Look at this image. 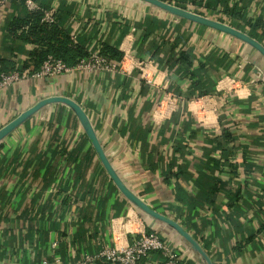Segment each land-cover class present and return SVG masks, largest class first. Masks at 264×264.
Wrapping results in <instances>:
<instances>
[{
    "label": "crops",
    "instance_id": "obj_1",
    "mask_svg": "<svg viewBox=\"0 0 264 264\" xmlns=\"http://www.w3.org/2000/svg\"><path fill=\"white\" fill-rule=\"evenodd\" d=\"M50 1L46 11H56L61 1L73 8L66 20L73 42L90 32L96 35L93 51L104 41L118 43L121 70L11 83L0 90V128L45 98L76 102L123 184L180 224L214 264H264V59L242 42L149 5ZM184 6L199 15L222 8L243 12L234 23L258 22L264 46V0H186ZM12 9H0V61L11 68L6 73L18 71L12 66L34 49L18 43L17 51L5 48ZM146 18L157 26L142 39L138 25ZM176 38L193 56L186 74L173 65ZM212 55L229 58L230 69L206 65L200 71L199 63ZM192 72L214 83L212 93L187 95ZM141 232L167 235L181 264H199L176 234L122 197L65 105L46 106L0 142V264L8 255L38 264L53 242L63 263L73 264L99 246L128 245ZM65 237L67 250L60 242ZM138 264L159 260L152 254Z\"/></svg>",
    "mask_w": 264,
    "mask_h": 264
},
{
    "label": "trees",
    "instance_id": "obj_2",
    "mask_svg": "<svg viewBox=\"0 0 264 264\" xmlns=\"http://www.w3.org/2000/svg\"><path fill=\"white\" fill-rule=\"evenodd\" d=\"M40 10L29 11L26 10L23 3L24 0H21L18 3H10L12 6V11L15 15L11 14L7 18L6 27H5V41L3 42L6 47H9V53L13 50H18V47L13 45L23 44L30 45L34 49L27 53V58L24 60L21 65H17L12 68L18 69V71H24L28 68H31V73L36 72L41 64L48 58L52 57L54 59L62 61L67 67L76 66L81 60L86 59L93 52L90 48L92 39L96 36L91 34H83L82 38L77 37V40L73 42L71 39L70 30L66 27V20L72 15V9L66 5L64 1L59 2L56 11L53 13L54 21L51 24H46L42 22L43 12L51 8L52 1H37L34 0ZM135 1V0H134ZM162 2L171 4L175 7L186 10L184 2L186 0H160ZM139 2V1H137ZM142 3V2H139ZM194 3V2H193ZM209 8V5H207ZM211 9V8H210ZM212 10V11H211ZM206 11L207 13H217V10L211 9ZM165 13V12H163ZM197 14L196 12H193ZM222 17H225L229 22V26L232 28L248 35L250 38L258 42L257 29L259 28L258 22L250 23L244 22V24L237 25L234 22H238L240 18H243V12H239L234 8L226 10L222 8V11L219 12ZM170 15L168 13H165ZM172 16V15H170ZM202 16V15H201ZM182 22H186L182 20ZM188 22V21H187ZM157 24L146 18L142 24L138 25L140 29L143 28L142 39L148 37L152 31L155 30ZM123 37V36H122ZM175 48L178 49V62H173L174 66H177L178 73H188L192 66L193 56L189 49H184L183 45L178 38L175 39ZM98 54L105 58L108 61L118 63L123 54L118 50V43L114 42L108 44L107 42H101L98 46ZM227 59H216L213 55L208 56L204 62L199 63V70L203 71L206 65H209L212 68L224 67L228 71L231 67L230 62ZM173 67V66H172ZM9 69L5 62L0 61V74L6 73ZM193 77L190 84V90L187 95H208L212 93L214 88V83L209 80H204L199 77V74L192 72ZM225 138L229 137L228 134L224 136ZM184 264H188L184 262Z\"/></svg>",
    "mask_w": 264,
    "mask_h": 264
},
{
    "label": "built area",
    "instance_id": "obj_3",
    "mask_svg": "<svg viewBox=\"0 0 264 264\" xmlns=\"http://www.w3.org/2000/svg\"><path fill=\"white\" fill-rule=\"evenodd\" d=\"M14 1L17 0H0V9L5 8ZM24 5L29 11L40 10L39 6L32 0H24ZM53 13L54 10L44 11L42 22L46 24L53 23ZM216 14L218 15L216 16ZM202 16L209 19H214L219 16L218 18H220V20L222 19V15L219 12H214L212 14L204 12ZM123 58L124 57H122L118 63L111 62L101 57L98 51L95 50L88 58L81 60L76 66L70 68L62 61L48 57L36 72L30 73L29 70H14L8 73H1L0 90L8 87L11 83L27 78V76L32 78H50L74 71L116 72L121 70L120 68L124 62ZM133 237L134 238L128 245H121L114 242L111 247L99 246L93 254H82L79 260L73 264H96L99 262H106L109 264H138L141 260L149 259L152 254H156L159 264H181V259L177 255L176 249L167 235L162 236L157 233L146 234L141 232L138 235H133ZM60 242H62L66 250L70 247L66 237L61 238ZM58 250V243L53 242L49 246V254L42 257L38 264H64L61 257L55 254ZM7 257V261L2 262V264H21L14 255H8Z\"/></svg>",
    "mask_w": 264,
    "mask_h": 264
},
{
    "label": "water",
    "instance_id": "obj_4",
    "mask_svg": "<svg viewBox=\"0 0 264 264\" xmlns=\"http://www.w3.org/2000/svg\"><path fill=\"white\" fill-rule=\"evenodd\" d=\"M135 1L142 2L145 5H149L157 10L168 13L177 19L185 20L195 25L203 26L216 32L228 35L252 48L264 59V46L250 38L248 35L228 25L200 16L188 10H183L160 0ZM52 104H63L74 113L109 179L126 201H128L134 208L150 220L164 225L168 230L176 234L181 239L183 244H185V246L192 252L195 260L199 262V264H214L200 244L180 224L151 209L145 202L139 199L123 184L107 159L86 113L76 102L65 97H50L37 102L34 106L25 110L16 118L8 122L5 126L0 128V142L34 116L38 111Z\"/></svg>",
    "mask_w": 264,
    "mask_h": 264
},
{
    "label": "rangeland",
    "instance_id": "obj_5",
    "mask_svg": "<svg viewBox=\"0 0 264 264\" xmlns=\"http://www.w3.org/2000/svg\"><path fill=\"white\" fill-rule=\"evenodd\" d=\"M112 1V3H108V4H110V5H112V6H114V5H116V4H119V3H123V4H135L136 6H144L145 4L144 3H139V2H137V1H134V0H111ZM110 0H107V2H111ZM224 21H223V20ZM221 20H220V18H212V20H214V21H217V22H220V23H223V24H225V25H228L229 23L228 22H226V20H225V18H222ZM229 26V25H228ZM231 27V26H230ZM210 30H212V29H210ZM218 33H220V32H218ZM220 34H223V33H220ZM224 36H228V35H225V34H223ZM229 38H231V39H233L234 40V38H232V37H230V36H228ZM236 40V39H235ZM236 41H238V40H236ZM235 41V42H236ZM238 42H240V41H238ZM244 46H246L245 44H244ZM251 50H253L252 48H251ZM158 224V223H157ZM160 226H162V228H166L164 225H161V224H159ZM172 232V231H171ZM177 236V235H176Z\"/></svg>",
    "mask_w": 264,
    "mask_h": 264
}]
</instances>
